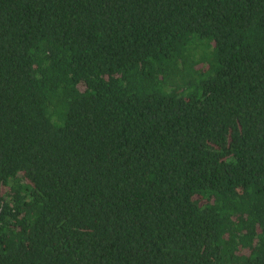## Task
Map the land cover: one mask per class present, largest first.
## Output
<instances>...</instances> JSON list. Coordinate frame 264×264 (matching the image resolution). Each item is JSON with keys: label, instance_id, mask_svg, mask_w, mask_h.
Wrapping results in <instances>:
<instances>
[{"label": "trees", "instance_id": "16d2710c", "mask_svg": "<svg viewBox=\"0 0 264 264\" xmlns=\"http://www.w3.org/2000/svg\"><path fill=\"white\" fill-rule=\"evenodd\" d=\"M0 264H264V0H0Z\"/></svg>", "mask_w": 264, "mask_h": 264}]
</instances>
